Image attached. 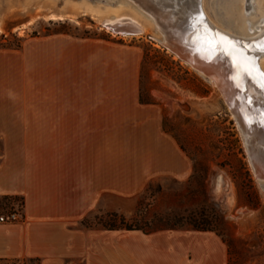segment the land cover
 Here are the masks:
<instances>
[{
	"label": "rangeland",
	"instance_id": "obj_1",
	"mask_svg": "<svg viewBox=\"0 0 264 264\" xmlns=\"http://www.w3.org/2000/svg\"><path fill=\"white\" fill-rule=\"evenodd\" d=\"M203 2L216 25L241 35L250 32L248 20L264 17V0H254L253 8L251 0H238L237 24L223 21L225 4L234 1ZM122 7L152 21L132 0H0V49L34 53L22 71L23 84L43 83L58 97L79 102L107 95L97 72L101 66L90 61L84 70L79 60H55V53L78 49L68 41L45 42L49 37L100 41L119 59L111 62L108 82L116 107L109 133L110 183L76 225L88 230L79 242L104 245L110 264H264V175L253 169L233 111L218 87L149 37L151 27L126 36L100 26L97 9ZM55 11L76 17L48 16ZM25 20L31 21L22 25ZM43 44L45 81L37 59ZM155 127L156 150L142 132ZM108 174L105 170V179ZM21 207L19 197L0 196V215Z\"/></svg>",
	"mask_w": 264,
	"mask_h": 264
},
{
	"label": "crops",
	"instance_id": "obj_2",
	"mask_svg": "<svg viewBox=\"0 0 264 264\" xmlns=\"http://www.w3.org/2000/svg\"><path fill=\"white\" fill-rule=\"evenodd\" d=\"M62 41L74 44L78 52L55 53L54 59L79 60L84 70L90 61L101 66L97 72L101 91L107 95L103 94L102 100L79 102L65 95L58 97L56 89L48 90L43 83L23 84L22 71L34 53L0 49V196L23 200L17 221L0 222V261L110 264L104 245L79 242V236H87L88 230L76 225L88 212L93 197L104 194L110 183L109 133L116 107L110 102L108 82L111 62L119 59L100 41L55 36L45 42L58 45ZM90 46L92 51L83 50ZM47 47L42 45L37 58L43 81ZM142 132L151 143L158 129ZM154 141L156 150L157 137Z\"/></svg>",
	"mask_w": 264,
	"mask_h": 264
},
{
	"label": "water",
	"instance_id": "obj_3",
	"mask_svg": "<svg viewBox=\"0 0 264 264\" xmlns=\"http://www.w3.org/2000/svg\"><path fill=\"white\" fill-rule=\"evenodd\" d=\"M132 1L144 9L152 19L155 29L157 28L156 35L162 41L163 46L176 54L197 74L206 79L217 76L230 81L234 76L233 97L229 95L231 89L229 84L222 86L220 82L219 87L236 115L250 153L251 163L256 168L258 164L256 155L264 151V145L261 144L264 142V93L258 96H255L257 95L255 93L250 94L249 84L256 85L260 90L264 89V72L259 67V59L264 54V35L249 40L234 38V44H232L240 53L235 56L231 44L222 47L215 42L214 39L218 32L207 22L198 0ZM249 6L251 7V4ZM61 12L75 14L67 11ZM30 21L25 20L22 25ZM108 26L110 31H116L115 33L120 35L137 36L139 33L138 28L132 26L131 23L120 25L116 27V30L112 25ZM221 34L228 37L227 34ZM246 63H250L249 66L245 65ZM241 104L248 107L251 118L243 115L240 109ZM252 126L255 128L254 132H252Z\"/></svg>",
	"mask_w": 264,
	"mask_h": 264
},
{
	"label": "bare ground",
	"instance_id": "obj_4",
	"mask_svg": "<svg viewBox=\"0 0 264 264\" xmlns=\"http://www.w3.org/2000/svg\"><path fill=\"white\" fill-rule=\"evenodd\" d=\"M174 1H176V0H174ZM198 1L200 2L199 4L201 5L203 15L206 17L207 22L209 23V25L213 29H215L218 32L216 38L214 39L215 42H217V45L219 44L220 46L225 47V46H230V44H231L233 46L231 48L233 49L235 56L236 55H240V53L238 52V49L233 45L234 44L233 43L234 42V38H240V39L249 40V39H255V38H258V37H261V36L264 35V17H262L260 19H257L256 21L248 20L247 22H248V24H250V27H249V31L250 32L247 35H245V34L241 35L240 33L235 32V31L234 32H229L228 30H226L224 28H221L218 25H216L210 19V17L208 16V14L206 12L205 4L203 2L204 0H198ZM232 1H234V0H232ZM237 5H238V2H237ZM237 5L235 7H237ZM251 6H252V4H251ZM95 12L99 13L100 16L98 18H96V19L99 22L100 26L102 28H104V29L110 30V27L108 25H112L113 28L116 30L117 29L116 27H118L120 25H123L125 23H131L132 26L138 28V30H139L138 35H142V34L146 33L148 27H151L153 32H154V35H152L151 37L154 38L160 44L163 45V43L160 40V38L156 35V29L157 28L155 29V25H154L153 21L149 20L148 18H144L141 15L142 13H140L138 11H137V14L139 13L141 16L138 14L137 17L136 16H132L131 13H128L129 11L127 12L125 7H122L121 9H117V10H107L106 9L105 11L104 10L100 11L99 9H97ZM48 16L51 17L52 19H61V20L62 19H67V18L68 19H75V17H76L75 14H68V13L66 14L64 12H58V11L50 12L48 14ZM124 19H126V21ZM121 30H123V29H121ZM112 32L115 33L116 31H112ZM221 33L227 34L228 37L222 35ZM174 55H176V54H174ZM263 57H264V54H262L260 59H259V67L264 72V64L262 62L263 61L262 60ZM249 64L250 63H246L245 65L249 66ZM200 76L203 77L202 75H200ZM203 78L206 79L205 77H203ZM206 80L209 81L215 87H218L219 89H220V87H219V83L220 82L222 83V86H223V84H225V85L229 84L230 87H231L229 95L232 96V97L234 96V76H233V80L232 81L227 80L226 78L225 79H222V78L220 79L217 76L216 77H212L211 79H206ZM263 91H264V89L260 90L259 88L256 87V85H254L252 83L249 84V92H250V94H252V93L257 94L255 96L263 95V93H264ZM223 96H224V94H223ZM224 98H225V96H224ZM225 100H226V98H225ZM240 109H241L243 115H245V117L248 118L250 116V111H249V109H248V107L246 105L241 104L240 105ZM233 114H234V112H233ZM235 118H236V115H235ZM250 118H251V116H250ZM251 129H252V132H254L255 128L253 126H252ZM261 144L264 145V142H262ZM256 156H257L256 158L258 160V164H256L257 165L256 168L253 167V169H254L255 173L257 174V176H263L264 175V151L261 154L259 153Z\"/></svg>",
	"mask_w": 264,
	"mask_h": 264
},
{
	"label": "flooded vegetation",
	"instance_id": "obj_5",
	"mask_svg": "<svg viewBox=\"0 0 264 264\" xmlns=\"http://www.w3.org/2000/svg\"><path fill=\"white\" fill-rule=\"evenodd\" d=\"M251 1H252V3L250 2L252 4L251 7L253 8L255 6V3H254V0H251ZM237 2H238V0H234V2H232V3L225 4V11L228 14V16L225 17V19H223L224 23H226V24H229V23L237 24V19H236L237 17H236V13H235L236 11H234V8L237 5ZM224 15H222V18L224 17Z\"/></svg>",
	"mask_w": 264,
	"mask_h": 264
},
{
	"label": "built area",
	"instance_id": "obj_6",
	"mask_svg": "<svg viewBox=\"0 0 264 264\" xmlns=\"http://www.w3.org/2000/svg\"><path fill=\"white\" fill-rule=\"evenodd\" d=\"M19 219V210L12 209L5 214L0 215V222H14Z\"/></svg>",
	"mask_w": 264,
	"mask_h": 264
},
{
	"label": "trees",
	"instance_id": "obj_7",
	"mask_svg": "<svg viewBox=\"0 0 264 264\" xmlns=\"http://www.w3.org/2000/svg\"><path fill=\"white\" fill-rule=\"evenodd\" d=\"M15 48H18V47H20L21 46V43L20 42H18V43H16L15 45ZM0 47H1V45H0ZM140 102H144L142 99H141V97H140ZM4 197H14V198H16V197H18V196H4ZM20 199H21V201H22V204H23V200H22V197H19Z\"/></svg>",
	"mask_w": 264,
	"mask_h": 264
}]
</instances>
